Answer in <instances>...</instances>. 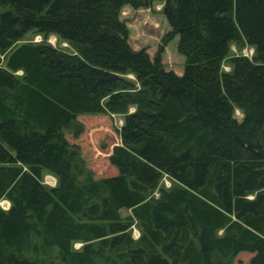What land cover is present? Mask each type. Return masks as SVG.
I'll return each mask as SVG.
<instances>
[{"label":"trees","instance_id":"1","mask_svg":"<svg viewBox=\"0 0 264 264\" xmlns=\"http://www.w3.org/2000/svg\"><path fill=\"white\" fill-rule=\"evenodd\" d=\"M154 1L0 0V264H264V0H160L180 75L120 18ZM106 114L114 173L79 180L71 125Z\"/></svg>","mask_w":264,"mask_h":264},{"label":"rangeland","instance_id":"2","mask_svg":"<svg viewBox=\"0 0 264 264\" xmlns=\"http://www.w3.org/2000/svg\"><path fill=\"white\" fill-rule=\"evenodd\" d=\"M162 6L163 1L160 0H155L147 7L137 9L124 6L120 12V18L126 23L129 30V43L134 49L144 48L149 56L153 57L159 48H162L161 60L165 69L172 70L180 75L183 72L185 58L177 50L178 36L164 41V37L170 27L162 13ZM43 40V36L28 32L16 45L23 42H40ZM46 42L55 47L68 48L67 43L60 41L56 36L55 39H52L51 35L48 36ZM250 48L249 46H243L238 49L235 44H232L230 46V54L246 53V55H249ZM222 67L225 71L231 69L227 60ZM133 110L134 108H130L129 112ZM234 116L240 120L242 112L236 110ZM123 118V114H106L92 119L81 117L77 122L72 123V129L82 131L77 138H73L71 135L68 136L71 143H76L80 146L79 149L75 150L71 148V152L74 155V170L79 180H83L87 176L88 169H91L95 178L105 177L114 173L105 155L98 150L120 141L117 132L123 124ZM95 128L97 130H93ZM47 179H52L53 183L48 182ZM41 183L48 188L54 187L57 184V178L51 173L43 171ZM160 184L169 187L171 186V181L164 177ZM153 194L155 197L158 195L156 191ZM9 207V201L1 198L0 208L6 211ZM120 214L122 217H126L131 212L123 208L120 209ZM130 233L134 239L139 237L140 232L135 226V222L130 228ZM80 246L81 243L79 242L73 244L74 249H78Z\"/></svg>","mask_w":264,"mask_h":264},{"label":"built area","instance_id":"3","mask_svg":"<svg viewBox=\"0 0 264 264\" xmlns=\"http://www.w3.org/2000/svg\"><path fill=\"white\" fill-rule=\"evenodd\" d=\"M249 50H250V54L249 55H246V53H243V55L250 57L253 54V48L251 47Z\"/></svg>","mask_w":264,"mask_h":264},{"label":"bare ground","instance_id":"4","mask_svg":"<svg viewBox=\"0 0 264 264\" xmlns=\"http://www.w3.org/2000/svg\"><path fill=\"white\" fill-rule=\"evenodd\" d=\"M52 39H55V37H51ZM239 112V111H238ZM48 180V182H50V183H53V180L52 179H47Z\"/></svg>","mask_w":264,"mask_h":264},{"label":"crops","instance_id":"5","mask_svg":"<svg viewBox=\"0 0 264 264\" xmlns=\"http://www.w3.org/2000/svg\"><path fill=\"white\" fill-rule=\"evenodd\" d=\"M126 6H128V5H126Z\"/></svg>","mask_w":264,"mask_h":264}]
</instances>
